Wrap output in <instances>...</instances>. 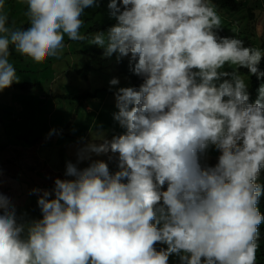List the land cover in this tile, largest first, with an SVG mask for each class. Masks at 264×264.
<instances>
[{"label": "clouds", "instance_id": "clouds-1", "mask_svg": "<svg viewBox=\"0 0 264 264\" xmlns=\"http://www.w3.org/2000/svg\"><path fill=\"white\" fill-rule=\"evenodd\" d=\"M263 1L0 0V264H264Z\"/></svg>", "mask_w": 264, "mask_h": 264}, {"label": "rangeland", "instance_id": "rangeland-1", "mask_svg": "<svg viewBox=\"0 0 264 264\" xmlns=\"http://www.w3.org/2000/svg\"><path fill=\"white\" fill-rule=\"evenodd\" d=\"M263 3H264V1H263ZM238 12H239V14H242L244 17H246V18H248V19L251 18V15H250V13H249V11H248L247 8H245V9L242 8V9H240ZM246 24L249 26V24H250V20H248V21L246 22ZM221 26H222V27H226V28L229 27V26L224 25V24H222ZM260 43H261V42H260ZM104 77H105V80H106V79L109 77V74H105ZM82 83H83V82H82ZM80 85H81V84H80ZM120 87H128V83H127L126 81H122V82L120 81L115 87H113V89L117 91ZM71 90L74 91V92H78V91H79V89H76V88H74V89L71 88ZM117 111H118V109H116V112H117ZM76 129H79V128H78V127H75L74 130H76ZM96 133H97V132H93V133H91V134L88 136V138H87L85 144L88 143V142H90V141H93V142L99 143L100 141L95 140V139H98ZM103 135H104V137H105L106 139H109V140H110L115 134H114V133H110V132H106V133H103ZM82 147H83L82 145H76V144L68 145V146L66 147V148H67V151L70 152V153H72V154L74 155L73 158L68 159V161H70V162H72V163H76V162H77V152H78V150H79L80 148H82ZM219 155H221V153H220L219 150H217V149L215 148V146H209V148L207 149L206 153L204 154V156L202 157L201 160L204 161L205 165H209L212 161H216V162H218V157H219ZM109 157H111V159H109ZM95 160H103L104 162H106V163L108 164V167H109L110 172L113 173V174H114L116 171L119 170V168H118V163H119L118 153H117V154H113V153H111V152H109V153H107V154H101V155H99V156H97V155L94 154V153L91 154V159H86V160L80 162V163H81V168L83 169V168H85V167H88L89 164H90L92 161H95ZM46 165H47V163H46ZM15 177H16V179L13 180V182H14L15 186H16L19 190L22 191V190L27 186V184H25V183L23 182V180L21 179V173H20L19 170H18V174H16ZM35 217H36L35 219H40V218H42V213H41V212L37 213V215H36ZM35 219H32V220H35ZM169 264H180L179 257H178L176 254H171V255H170Z\"/></svg>", "mask_w": 264, "mask_h": 264}, {"label": "trees", "instance_id": "trees-1", "mask_svg": "<svg viewBox=\"0 0 264 264\" xmlns=\"http://www.w3.org/2000/svg\"><path fill=\"white\" fill-rule=\"evenodd\" d=\"M120 71V73H122V74H125V75H129L128 74V72L126 71V70H119ZM130 76V75H129ZM132 79H133V77L132 76H130ZM36 99H39L38 97H35ZM155 247H156V249L159 251L161 248H167V245L166 244H161V243H157L156 245H155ZM169 260H170V256H169ZM168 264H169V262H168Z\"/></svg>", "mask_w": 264, "mask_h": 264}]
</instances>
